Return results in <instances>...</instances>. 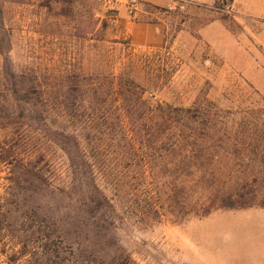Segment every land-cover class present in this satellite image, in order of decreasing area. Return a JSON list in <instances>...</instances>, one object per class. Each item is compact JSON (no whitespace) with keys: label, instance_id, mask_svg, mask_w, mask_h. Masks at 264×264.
<instances>
[{"label":"rangeland","instance_id":"obj_1","mask_svg":"<svg viewBox=\"0 0 264 264\" xmlns=\"http://www.w3.org/2000/svg\"><path fill=\"white\" fill-rule=\"evenodd\" d=\"M115 1L118 10L99 0H1L0 14L2 33L12 40L13 67L35 68L53 91L66 85L67 125L87 139L83 145L110 195L125 194V183L136 185V176L143 179L120 123L113 83L121 80H133L143 100L211 115L209 165H217L207 169L211 189L252 178L251 167L264 164V0H138L135 15L127 0ZM154 32L163 34L161 42ZM86 83L98 93L82 104L79 89ZM45 133L39 143L47 140L42 153L56 174L50 186L36 185L33 196L49 199L70 168L66 154L49 142L53 131ZM31 134L39 156V136ZM77 149L74 142L73 157L81 162ZM227 166L243 172L232 174ZM86 173L91 176L89 168ZM7 177L3 165L0 196L8 191ZM258 185L253 206L187 219L168 213L152 224L123 218L118 238L139 264H264V184ZM159 187L158 195H165ZM4 248L0 241V264L9 261Z\"/></svg>","mask_w":264,"mask_h":264},{"label":"trees","instance_id":"obj_2","mask_svg":"<svg viewBox=\"0 0 264 264\" xmlns=\"http://www.w3.org/2000/svg\"><path fill=\"white\" fill-rule=\"evenodd\" d=\"M4 28L1 20L0 167H7L10 185L0 196V241L4 242L8 264H139L118 238L119 220L136 218L139 223L152 224L168 213L187 219L206 216L217 208H245L257 203L255 194L258 184H264V164L251 167L252 178H243L222 191L211 189L207 169L217 167L209 165L214 160L209 148L211 115L193 107L143 100L141 88L133 80L113 83V90L123 112V136L141 162L143 179L136 176V185L125 183V194L116 191L110 195L83 145L87 139L67 125L66 98L70 92L66 85L53 91L35 68H14L9 55L12 40L2 33ZM97 91L86 83L79 89L80 103L85 104ZM41 124L53 131L49 142L66 154L70 168L67 178L61 176L60 191L49 199L33 196L36 185L50 186V176L56 174L42 153L41 146L47 140L40 145V136L46 135ZM31 132L39 136V156L31 147ZM74 142L77 153H82L81 162L73 157ZM227 167L232 174L243 172ZM159 186L167 189L165 195H158Z\"/></svg>","mask_w":264,"mask_h":264},{"label":"built area","instance_id":"obj_3","mask_svg":"<svg viewBox=\"0 0 264 264\" xmlns=\"http://www.w3.org/2000/svg\"><path fill=\"white\" fill-rule=\"evenodd\" d=\"M102 3H104L108 8H110L111 10H118V4L116 3L115 0H99ZM126 6H127V10L130 14H136L137 10H138V0H127L126 1ZM184 4L182 3L181 5H179V7L184 8ZM171 8L177 9L179 7L177 6H170Z\"/></svg>","mask_w":264,"mask_h":264},{"label":"crops","instance_id":"obj_4","mask_svg":"<svg viewBox=\"0 0 264 264\" xmlns=\"http://www.w3.org/2000/svg\"><path fill=\"white\" fill-rule=\"evenodd\" d=\"M149 25H153V24H149ZM137 30H139V25L137 26L136 29H134L135 32H136ZM134 35H135V34H134ZM151 35H152V34H150V33H148V34L146 35V36H148V37H147V38H148V39H147V40H148L147 42H149V43H150V41L153 40V39H151V38H152ZM153 35H154V36L157 35V36H156V40H157V42H161V41L163 40V38H162V35H163V34H162V33L157 34V33L154 32ZM147 42H146V43H147Z\"/></svg>","mask_w":264,"mask_h":264}]
</instances>
